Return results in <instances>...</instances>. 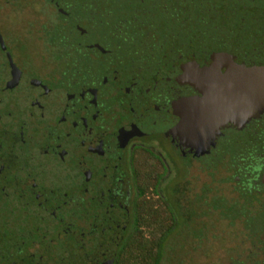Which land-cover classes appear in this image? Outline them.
Masks as SVG:
<instances>
[{
	"label": "flooded vegetation",
	"instance_id": "af4514ba",
	"mask_svg": "<svg viewBox=\"0 0 264 264\" xmlns=\"http://www.w3.org/2000/svg\"><path fill=\"white\" fill-rule=\"evenodd\" d=\"M51 22L0 32L8 73L0 77V264H117L142 197L149 201L154 186L155 197L176 195L183 172L215 156L225 131L239 130L222 129L202 155L174 132L177 105L196 95L177 81L180 67H207L210 53L150 60L124 46L123 34L82 42L89 31L74 24L72 57L70 37L54 28L65 22ZM24 43L38 49L34 56ZM87 51L105 58L101 70L86 63ZM6 54L19 71L14 79Z\"/></svg>",
	"mask_w": 264,
	"mask_h": 264
},
{
	"label": "trees",
	"instance_id": "16d2710c",
	"mask_svg": "<svg viewBox=\"0 0 264 264\" xmlns=\"http://www.w3.org/2000/svg\"><path fill=\"white\" fill-rule=\"evenodd\" d=\"M49 1V0H47ZM66 13L54 28L71 39L70 54L79 40L74 24L106 35L123 34L128 49L147 58L181 60L189 55L225 52L246 66L264 64V0H52ZM63 34V33H62ZM215 156L202 160L210 173L227 156V171L237 177L231 201L213 200L212 206L228 219L239 220L252 250L244 261L264 264V186L258 181L264 166V113L241 130H227ZM155 187V186H154ZM142 197L139 223L132 238L120 247L117 264H159L165 239L178 226V196Z\"/></svg>",
	"mask_w": 264,
	"mask_h": 264
},
{
	"label": "rangeland",
	"instance_id": "374dc122",
	"mask_svg": "<svg viewBox=\"0 0 264 264\" xmlns=\"http://www.w3.org/2000/svg\"><path fill=\"white\" fill-rule=\"evenodd\" d=\"M55 12L47 0H0V32L8 37L25 29H40L45 22L52 23ZM105 37L108 38L102 29H96L89 31L82 38V42L103 44L104 40L107 41ZM36 42L34 45L40 44V41ZM24 45L25 51L28 52L29 49L34 56L38 49L33 51L36 48L33 44ZM13 52L16 57L12 58L20 67L24 60L19 59L17 50ZM86 53L90 55L86 63L92 64L94 70H101L105 58L91 51ZM27 55L29 56V52ZM30 67L29 65L24 69L27 76ZM7 75V70L0 68V77ZM216 157L215 162L218 163L210 174L202 168L201 161L183 172L176 187L177 194L174 195L178 196V226L165 239L159 264H233L235 261L245 263L246 254L252 250L241 222L223 218L219 210L212 206L213 200L219 198L227 202L233 200L239 183L237 177L230 176L226 170L227 160L222 161ZM169 185L173 188L176 180ZM167 193L172 195L171 192ZM259 201L264 203V195L259 197Z\"/></svg>",
	"mask_w": 264,
	"mask_h": 264
},
{
	"label": "water",
	"instance_id": "95a60500",
	"mask_svg": "<svg viewBox=\"0 0 264 264\" xmlns=\"http://www.w3.org/2000/svg\"><path fill=\"white\" fill-rule=\"evenodd\" d=\"M58 12L64 13L61 9ZM0 49L4 50L1 39ZM6 56L14 79L19 71ZM209 61L207 67L201 68L195 63L182 65L177 80L192 88L196 95L182 99L177 105L179 121L174 132L196 155L207 153L222 129L231 126L240 130L264 113V64L235 63L225 52H211ZM15 83L14 80L7 86ZM258 181L264 186V171Z\"/></svg>",
	"mask_w": 264,
	"mask_h": 264
}]
</instances>
